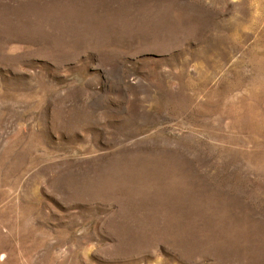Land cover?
<instances>
[{"label": "rangeland", "instance_id": "1", "mask_svg": "<svg viewBox=\"0 0 264 264\" xmlns=\"http://www.w3.org/2000/svg\"><path fill=\"white\" fill-rule=\"evenodd\" d=\"M0 264H264V0H0Z\"/></svg>", "mask_w": 264, "mask_h": 264}]
</instances>
